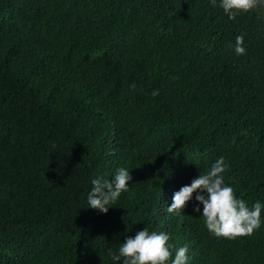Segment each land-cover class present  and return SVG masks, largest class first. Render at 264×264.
<instances>
[{
	"label": "trees",
	"instance_id": "1",
	"mask_svg": "<svg viewBox=\"0 0 264 264\" xmlns=\"http://www.w3.org/2000/svg\"><path fill=\"white\" fill-rule=\"evenodd\" d=\"M220 157L235 197L264 205L263 7L0 0V264H123L109 250L146 227L170 237L166 264L184 246L187 264H264V208L234 239L207 230L206 192L167 211ZM119 168L128 190L88 208Z\"/></svg>",
	"mask_w": 264,
	"mask_h": 264
},
{
	"label": "clouds",
	"instance_id": "2",
	"mask_svg": "<svg viewBox=\"0 0 264 264\" xmlns=\"http://www.w3.org/2000/svg\"><path fill=\"white\" fill-rule=\"evenodd\" d=\"M213 6L216 0H211ZM220 7L223 8L229 19H235L240 12H249L252 9L264 7L261 0H220ZM243 36H237L235 52L237 55L246 53ZM135 88V85H131ZM158 91H153V95H158ZM228 165L224 157H220L212 164L206 174H201L193 179L190 185L183 186L173 195V202L167 211L169 213L180 214L186 203L193 198V193L197 194L196 201L203 205L202 216L205 226L210 233L217 237L234 239L240 236H251L255 230L261 226V211L264 208L259 201L249 208L243 199H237L233 188L224 183L223 173ZM132 180L130 172L125 168L117 169L114 179L97 178L91 181L92 188L88 194V208L97 209L101 213H107L109 205L114 204L129 188V181ZM197 213L201 211L199 205L194 209ZM170 237L164 232H149L144 228L135 237H129L119 248V254L109 255L113 261H120L123 257V264H166L172 256ZM188 248L180 247L176 250L175 258L171 264H187L189 259Z\"/></svg>",
	"mask_w": 264,
	"mask_h": 264
},
{
	"label": "water",
	"instance_id": "3",
	"mask_svg": "<svg viewBox=\"0 0 264 264\" xmlns=\"http://www.w3.org/2000/svg\"><path fill=\"white\" fill-rule=\"evenodd\" d=\"M262 3H264V0H261ZM264 8V7H263Z\"/></svg>",
	"mask_w": 264,
	"mask_h": 264
}]
</instances>
